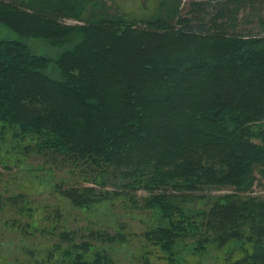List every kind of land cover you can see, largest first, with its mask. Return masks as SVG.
Returning <instances> with one entry per match:
<instances>
[{"label": "trees", "instance_id": "16d2710c", "mask_svg": "<svg viewBox=\"0 0 264 264\" xmlns=\"http://www.w3.org/2000/svg\"><path fill=\"white\" fill-rule=\"evenodd\" d=\"M0 26V264L136 237L139 264H264V0H0Z\"/></svg>", "mask_w": 264, "mask_h": 264}, {"label": "rangeland", "instance_id": "374dc122", "mask_svg": "<svg viewBox=\"0 0 264 264\" xmlns=\"http://www.w3.org/2000/svg\"><path fill=\"white\" fill-rule=\"evenodd\" d=\"M158 1L159 0H113V3L119 10L125 12L127 16L147 18L155 14ZM67 22L71 23L74 22V20L67 19ZM7 34L10 33L0 26V36ZM31 44L33 47L38 48V50L47 52L54 51V47L49 46L46 41L34 40L31 41ZM8 134L10 133H7L4 139L0 138V157L4 158V160L6 161H12L8 160L7 158H10L8 157V155H11L13 158L15 149L12 147V145L14 144V140L10 141L7 138L9 137ZM261 188L262 186H259L258 184L253 185L254 190H259ZM121 219L130 222L136 232L139 231L142 227L140 221H137L136 218L130 219L128 215H125ZM135 244H138L137 237L133 239V242L131 243L129 248H124L118 251L117 259L119 264H139L141 262V259H138L140 252H138V250L136 249L137 247L135 246ZM132 253L135 254L134 257L132 256ZM156 253H158L157 250H155L150 255L151 259L153 260V262L162 263L163 261L157 257Z\"/></svg>", "mask_w": 264, "mask_h": 264}]
</instances>
